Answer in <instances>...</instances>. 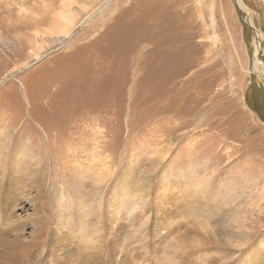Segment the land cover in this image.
I'll return each mask as SVG.
<instances>
[{
	"label": "rangeland",
	"instance_id": "rangeland-1",
	"mask_svg": "<svg viewBox=\"0 0 264 264\" xmlns=\"http://www.w3.org/2000/svg\"><path fill=\"white\" fill-rule=\"evenodd\" d=\"M63 1L0 0V132L15 145L31 141L43 168L45 191L31 179L14 202L28 234L46 205L61 236L82 227L95 237L98 202L133 162L135 180L165 173L181 184L177 172H193L215 178L229 199L221 222L216 213L207 219L211 247L184 264H264V112L254 104L264 92V0H240V9L237 0H73L84 13L96 8L64 44L45 41L52 46L44 50L49 4L58 14ZM150 200L131 207V217L115 212L119 248L148 256L138 264H169L187 223L155 241L162 219L148 207L153 219L144 225ZM109 239L101 251H110Z\"/></svg>",
	"mask_w": 264,
	"mask_h": 264
},
{
	"label": "bare ground",
	"instance_id": "bare-ground-1",
	"mask_svg": "<svg viewBox=\"0 0 264 264\" xmlns=\"http://www.w3.org/2000/svg\"><path fill=\"white\" fill-rule=\"evenodd\" d=\"M237 1L239 7L242 8L241 1ZM53 4L51 2L49 7H51L50 11H53L54 22L49 29L42 31L45 37L39 36L42 41L41 47L44 50L52 46L50 43H44L45 41H54L57 46L64 44L78 24L83 19L88 18L96 8L94 7L84 13V2L75 9L73 0H64L61 3L60 11L56 14L55 12L58 10L55 9ZM8 10L11 13L12 9L8 8ZM46 20L47 18H44L42 23H45ZM38 23L39 21L34 22L31 26H41ZM258 33L259 31H257ZM36 35L39 34L36 33ZM34 58L39 61L37 56ZM259 61L261 62V60ZM4 134V131L0 132V264L143 263L148 258L147 255L139 256L134 253V256L132 254L130 256L120 250L121 245L118 237L122 227L115 223V212L122 208L131 217L129 210H131V207H135L137 202L144 197L151 198L150 201L143 203L146 212V223L144 225H149L153 219V210L148 212V207H151L157 213L160 212V216L155 217L156 221L162 219L161 223L153 230L156 239L158 238L155 241L159 242L162 239V231L170 232L171 229H181L185 222L187 223L183 236L179 240L176 238L180 249L176 248L175 253L169 259V264H184L186 259L195 255L196 252L211 247L213 229L208 226L207 219L215 216L216 213L219 217L215 218L214 221L221 222L223 220L221 217V214L224 213L223 208L225 206L230 207L229 199L225 198L222 191L215 187L216 179L213 177H205L204 180L202 178L196 179L193 172H189L186 176H180L178 171V178L183 182L178 184L166 178L165 173L149 175L146 172L138 180H135L137 167L132 162L126 166L123 172L121 171V176L116 175L115 182L119 181V183L111 187L112 194L102 197L98 202L100 208L99 222L102 227L95 237H90L86 233V229L82 227L73 231L76 237L72 233H68L69 238L61 236L63 233L60 234L61 231L58 226L49 228L51 209H42L46 208V205H43L44 207L40 206V208L37 207L35 214L41 216V219L33 221L36 229L33 234L29 235L28 228L25 227L26 221L17 213L14 202L18 201L19 195L26 192L24 190L31 179L36 180L37 193H42L44 184L40 172L43 168L40 160L37 162V157L32 153L35 151L32 148L31 141L15 145L12 139L5 138ZM145 188L146 191L142 192L141 189ZM130 189H133V194L134 191L140 192V194L132 195ZM107 198L112 202V206H104V201ZM119 213L121 214V212ZM53 216L54 219L59 218V214L54 213ZM175 222V227H171ZM154 234L152 232L147 233L146 238H151ZM174 234L176 233L172 235ZM48 235L49 237H47ZM106 235L111 237L108 241L111 243L109 252H103L101 251L103 248H100ZM75 239L78 240L74 241ZM142 246L146 248L147 244L144 243ZM41 251H43V257L38 259V253ZM74 257H77L76 260Z\"/></svg>",
	"mask_w": 264,
	"mask_h": 264
},
{
	"label": "trees",
	"instance_id": "trees-1",
	"mask_svg": "<svg viewBox=\"0 0 264 264\" xmlns=\"http://www.w3.org/2000/svg\"><path fill=\"white\" fill-rule=\"evenodd\" d=\"M245 30H246L245 33H246V32L248 33V36H249V39H250V37H251V36H250V35H251V30H250L249 28H246ZM247 33H246V34H247ZM256 95H257V97H259L260 99H259L258 101L254 100V104H255L256 106H258V107H261L262 110H263V112H264V92L260 90L259 93H256ZM250 102H252V101H250ZM254 104L252 103L253 107L255 106ZM259 116H260L261 120L264 121V113L261 114V115H259Z\"/></svg>",
	"mask_w": 264,
	"mask_h": 264
},
{
	"label": "water",
	"instance_id": "water-1",
	"mask_svg": "<svg viewBox=\"0 0 264 264\" xmlns=\"http://www.w3.org/2000/svg\"><path fill=\"white\" fill-rule=\"evenodd\" d=\"M237 4H238V1H237ZM238 8L240 9L239 5H238ZM241 13H242L244 19H246V21L249 23V20H248L246 14L244 12H242V11H241ZM250 28L252 29V31L255 34V44L257 45V44H259V38H258V35L256 34L257 30H255L252 26H250Z\"/></svg>",
	"mask_w": 264,
	"mask_h": 264
}]
</instances>
